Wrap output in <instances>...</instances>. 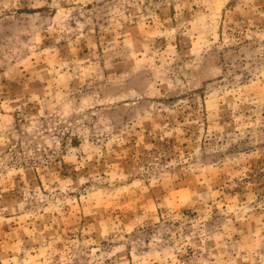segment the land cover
<instances>
[{
  "label": "rangeland",
  "instance_id": "obj_1",
  "mask_svg": "<svg viewBox=\"0 0 264 264\" xmlns=\"http://www.w3.org/2000/svg\"><path fill=\"white\" fill-rule=\"evenodd\" d=\"M0 264H264V0H0Z\"/></svg>",
  "mask_w": 264,
  "mask_h": 264
}]
</instances>
